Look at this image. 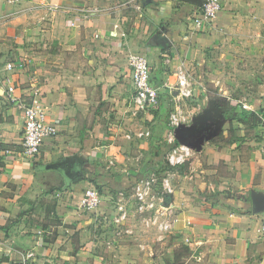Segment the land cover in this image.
Listing matches in <instances>:
<instances>
[{"label": "crops", "instance_id": "crops-1", "mask_svg": "<svg viewBox=\"0 0 264 264\" xmlns=\"http://www.w3.org/2000/svg\"><path fill=\"white\" fill-rule=\"evenodd\" d=\"M43 1L0 0V264H21L29 253L36 264H264V210L252 204L253 194L264 197L256 110L264 103V0H221L212 22L199 27L200 5L189 0L114 8L113 0H46L59 5L55 11ZM93 6L102 10L83 14ZM132 53L146 55L151 81L163 84L159 105L146 111L132 101ZM11 59L22 68L7 71ZM179 74L194 84L189 100L201 95L221 117L211 131L200 101L188 107V97L169 90ZM6 75L16 95L38 90L55 126L36 156L23 153V112L6 97ZM239 81L260 84L244 92V108L232 89L216 91ZM177 102L189 116L178 141L193 154L172 170L165 203L173 230L114 238L118 193L165 158ZM89 188L100 194L93 211L81 208Z\"/></svg>", "mask_w": 264, "mask_h": 264}, {"label": "built area", "instance_id": "built-area-1", "mask_svg": "<svg viewBox=\"0 0 264 264\" xmlns=\"http://www.w3.org/2000/svg\"><path fill=\"white\" fill-rule=\"evenodd\" d=\"M117 7L125 5L127 1L136 0H113ZM49 10H57L59 5L46 0L42 2ZM221 9V0H201L197 12L193 16V23L196 26L210 24ZM102 10L99 6L88 7L82 10L84 15H94ZM17 43L22 44L23 40L18 37ZM128 65L131 69L133 84L132 101L138 110L146 111L159 105L160 95L162 93L161 85H154L151 81L150 64L146 55L142 53H132L128 56ZM5 69L12 71L18 67L22 68V63L16 59L8 60L5 63ZM5 93L7 99L17 105L23 112L24 125L22 132V150L28 157L39 154L45 138L55 133V126L46 119V113L41 108L38 100V90L31 87L28 93L16 95V85L10 76H4ZM188 81L183 74L178 77V95L180 98L189 97L191 89L187 87ZM259 119L264 125V113L259 114ZM168 131L165 135L168 148L165 154V164L170 168L166 173L159 175L155 171L141 179L135 181L130 188L129 193L120 191L118 193L119 201L117 203V213L113 217L114 224L112 234L114 238L131 237L137 231H152L159 238L173 230L175 215L166 206L165 197L172 194V170L184 165L192 156L193 151L189 144L179 142L180 130L189 121L187 116L179 105L169 114ZM100 204V194L96 188L85 190L81 199V208L93 211ZM259 236L264 241V215L259 225ZM29 253L27 258L23 259L21 264H36Z\"/></svg>", "mask_w": 264, "mask_h": 264}, {"label": "rangeland", "instance_id": "rangeland-1", "mask_svg": "<svg viewBox=\"0 0 264 264\" xmlns=\"http://www.w3.org/2000/svg\"><path fill=\"white\" fill-rule=\"evenodd\" d=\"M152 82H153V84L154 85H163L162 83H159L158 81H156L155 80V77H154V75H153V77H152ZM259 82L257 81H255V82H253V84H250V83H247L246 85H245V83L243 82V81H239L238 83H236L235 85H233V84H231V83H226V84H218V86L216 87L217 89H216V91H218L221 87H224V88H226V89H232L231 91H235V95L237 96H239V95H241L240 97V99H241V102H238V104H240V106H241V108H244V104H242V103H245V102H248L249 100H248V96H247V98L246 99H244L243 98V95H245L244 94V92L246 91V90H248V89H250V90H253L254 92L258 89V87H259ZM206 86V88H208V89H210V90H214V85L212 84V83H208L207 85H205ZM209 86H212V88H210ZM178 78H177V81L175 82V84L173 85V87H171V88H169V90H176V92H177V90H178ZM187 87L188 88H192V87H194V84H193V82H189V84L187 85ZM228 87H231V88H228ZM172 92H174V91H172ZM192 96V93H191V95H190V97ZM194 96V95H193ZM192 96V97H193ZM200 96V98H198V101H200L201 102V105H203V107H204V109L206 108L207 109V112H210L209 114H207V115H209V116H211V125H210V127L209 128H207V129H210V131L213 129V126H214V123L216 122L217 123V120H219V119H221V117H218L217 116V112L214 110V111H212V109H210V106H207V104H211L210 102H208L205 98H202L201 97V95H199ZM198 96V97H199ZM237 96V98L239 99V97ZM190 97H188V99H187V102H186V105L188 106V107H190L191 106V104H195V103H197L198 101L197 100H195V99H193V100H189L190 99ZM193 98H195V97H193ZM216 102H217V105H224L223 104V100L218 96V98L215 100ZM168 108H170V106L168 107ZM256 110L258 111V119H259V114H263L264 113V103L263 102H261V104H259V105H257V107H256ZM259 121H260V119H259ZM257 122V121H256ZM192 130H193V128H192ZM193 132V131H192ZM245 132V131H244ZM194 134V133H193ZM152 168H150V169H153V171L154 170H156L155 172L157 173V174H159V175H162V174H164V173H166V171H169L170 170V168L165 164V160L164 159H160V164H158L157 166L156 165H152L151 166ZM151 171V170H150ZM149 172L147 171H145L143 174H141L140 176H139V179H141V178H143L144 176H146L147 174H148ZM142 232V231H141ZM141 232H139V233H141ZM145 233H147V232H145ZM136 234H138V232H135V235ZM134 235V236H135ZM125 238H127V239H131L130 237H125ZM142 250H144V247L142 248Z\"/></svg>", "mask_w": 264, "mask_h": 264}, {"label": "water", "instance_id": "water-1", "mask_svg": "<svg viewBox=\"0 0 264 264\" xmlns=\"http://www.w3.org/2000/svg\"><path fill=\"white\" fill-rule=\"evenodd\" d=\"M191 2L196 3L197 5H201V0H189ZM180 141V139H179ZM63 173L65 174V176L68 175V171L67 170H63ZM255 207L256 210H264V197H260L257 194H253V203H252Z\"/></svg>", "mask_w": 264, "mask_h": 264}, {"label": "trees", "instance_id": "trees-1", "mask_svg": "<svg viewBox=\"0 0 264 264\" xmlns=\"http://www.w3.org/2000/svg\"><path fill=\"white\" fill-rule=\"evenodd\" d=\"M234 108L235 107H232L231 109H232V111L234 110ZM244 113L246 114L247 113V116L249 115V116H254V115H256L254 112H247V111H244ZM243 113V114H244ZM166 163V162H165ZM167 165V164H166Z\"/></svg>", "mask_w": 264, "mask_h": 264}]
</instances>
